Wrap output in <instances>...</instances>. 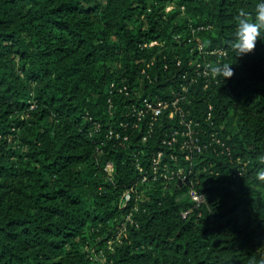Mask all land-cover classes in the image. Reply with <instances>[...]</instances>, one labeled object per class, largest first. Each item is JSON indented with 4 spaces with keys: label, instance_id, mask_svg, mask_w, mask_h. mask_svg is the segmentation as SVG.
<instances>
[{
    "label": "trees",
    "instance_id": "trees-1",
    "mask_svg": "<svg viewBox=\"0 0 264 264\" xmlns=\"http://www.w3.org/2000/svg\"><path fill=\"white\" fill-rule=\"evenodd\" d=\"M258 2L0 0V264H101L90 253L128 213L105 264H258L264 40L243 56L227 46L238 12ZM224 63L231 78L204 73ZM145 98L177 99L183 111L151 126L132 109ZM188 120L202 143L218 137L190 159ZM160 149L206 194L200 214L182 215L192 199L175 174L142 179L138 160L151 170Z\"/></svg>",
    "mask_w": 264,
    "mask_h": 264
},
{
    "label": "built area",
    "instance_id": "built-area-1",
    "mask_svg": "<svg viewBox=\"0 0 264 264\" xmlns=\"http://www.w3.org/2000/svg\"><path fill=\"white\" fill-rule=\"evenodd\" d=\"M157 40H152L150 44L156 43ZM199 48L203 49V45L199 44ZM204 73L206 74V69H204ZM177 99L169 100V99H164L160 98L158 100H150V99H144L141 104H136L133 106V112L136 117L139 119L145 116L146 114L150 113L151 116V123L150 125L152 126L154 122L158 121L161 115L168 109L169 110V115L173 116L177 111L182 110L183 108L181 105L178 104ZM212 107V105H210ZM211 114L209 112L208 117H210ZM184 118H182V121ZM187 126L183 134L186 136L181 144V147L184 148L185 153V158L190 159L192 157L191 152L193 150H201L203 146H207L209 142H212L213 139H218L215 135H213V138L211 141L207 142H201L200 137L196 135V132L194 131V123L192 120H188L186 122ZM138 125V123H137ZM171 134L169 136L167 132V136L163 138V142L166 144H171L175 139H176V134L178 132L177 128L172 127L170 130ZM126 137V136H125ZM146 138V135L144 136ZM188 149V150H187ZM187 150V151H186ZM164 149H160L156 155L153 158V161L151 163V170L147 169L140 163V160L137 162V166L139 167L141 172H145L144 175L142 176V179L147 178V172H165L164 175L167 176L168 172H171L177 176V178L180 180L179 182L182 184H185L188 186V194L190 195L192 199V203L189 207L184 208L182 210V215L188 216L192 211H196L197 213L200 214V208L203 204L207 202V197L206 194L196 188V186L193 183V180L190 178L187 172H190L185 166L183 165H177L176 162L175 165H171L169 161L164 160ZM174 159H177L176 154H172ZM106 168L109 172L113 171V162L109 161L106 164ZM133 190L129 189L126 191L124 195V200H129L132 197ZM132 218L131 213L127 215V220H130ZM126 223V222H124ZM123 229V228H122ZM121 229V231H122ZM120 231V232H121Z\"/></svg>",
    "mask_w": 264,
    "mask_h": 264
},
{
    "label": "clouds",
    "instance_id": "clouds-1",
    "mask_svg": "<svg viewBox=\"0 0 264 264\" xmlns=\"http://www.w3.org/2000/svg\"><path fill=\"white\" fill-rule=\"evenodd\" d=\"M251 17V18H250ZM236 19V30L234 38L228 42V47L232 49L236 56L247 55L255 50L257 40H264V0L255 5L254 14L241 9ZM207 72L211 75L222 78H231L234 72L230 64L208 65ZM264 163V158H262ZM256 177L264 181V167L256 172ZM258 264H264V257H261Z\"/></svg>",
    "mask_w": 264,
    "mask_h": 264
},
{
    "label": "rangeland",
    "instance_id": "rangeland-1",
    "mask_svg": "<svg viewBox=\"0 0 264 264\" xmlns=\"http://www.w3.org/2000/svg\"><path fill=\"white\" fill-rule=\"evenodd\" d=\"M176 5V2L175 1H170L168 4H167V7H166V10L167 11H169V10H171L174 6ZM182 8L184 9V6H182ZM142 183H143V185H142ZM138 186H139V191H138V193H137V196L139 195L140 197H145L146 196V190H149L150 189V187H151V182L149 181V182H145L144 180H141L140 182H139V184H138ZM172 189H175V188H169V190H171L172 191ZM188 191V190H187ZM186 191V192H187ZM185 191H184V189L182 188L181 190H179V196H183V194L184 195H186L185 193H186ZM129 214V213H128ZM128 214H122L121 216H119L118 218H117V221H115V223L112 225V227L110 228V230L112 231L111 232V236L109 237V238H107V240H106V242L104 243V245L103 246H96V247H98V248H96V247H94L93 248V250H94V255L93 254H91L90 253V258H91V260L92 261H95V260H97L96 258H94V257H98L99 259L97 260V261H100L101 262V264H105V260H106V258H105V256L102 254V250H103V248H105V247H108V246H110V245H114L115 243H117V242H119L120 241V239H121V229H120V222L121 221H123V222H126L127 221V215ZM117 222V223H116ZM123 228V227H122ZM107 231V230H106ZM93 250H92V252H93ZM96 261V262H97Z\"/></svg>",
    "mask_w": 264,
    "mask_h": 264
}]
</instances>
